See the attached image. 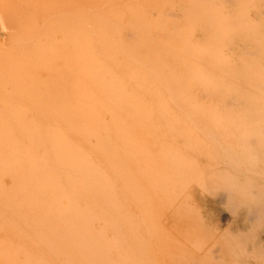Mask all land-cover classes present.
I'll return each mask as SVG.
<instances>
[{"label": "rangeland", "instance_id": "obj_1", "mask_svg": "<svg viewBox=\"0 0 264 264\" xmlns=\"http://www.w3.org/2000/svg\"><path fill=\"white\" fill-rule=\"evenodd\" d=\"M228 1L147 0L130 38L161 93L137 87L115 145L22 150L19 264H264V0Z\"/></svg>", "mask_w": 264, "mask_h": 264}, {"label": "bare ground", "instance_id": "obj_2", "mask_svg": "<svg viewBox=\"0 0 264 264\" xmlns=\"http://www.w3.org/2000/svg\"><path fill=\"white\" fill-rule=\"evenodd\" d=\"M147 11V0H0V264H19L22 150L113 146L116 116L130 114L133 101L146 99L137 87L155 90L159 84L148 100L160 95L155 80L162 82L161 65L156 61L150 68L155 80L141 78L140 70L149 66L135 55L140 42L130 38L145 34L149 23L158 26L160 16L150 21ZM182 103L174 106L191 115L194 103ZM259 118L245 111L242 120L260 131Z\"/></svg>", "mask_w": 264, "mask_h": 264}]
</instances>
